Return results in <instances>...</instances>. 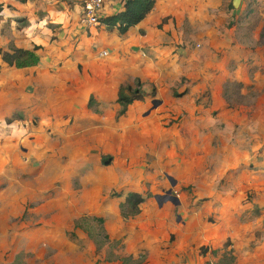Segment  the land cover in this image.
<instances>
[{
    "label": "rangeland",
    "instance_id": "374dc122",
    "mask_svg": "<svg viewBox=\"0 0 264 264\" xmlns=\"http://www.w3.org/2000/svg\"><path fill=\"white\" fill-rule=\"evenodd\" d=\"M1 2L0 49H40L0 56V264H264V0L124 35L81 0Z\"/></svg>",
    "mask_w": 264,
    "mask_h": 264
},
{
    "label": "trees",
    "instance_id": "16d2710c",
    "mask_svg": "<svg viewBox=\"0 0 264 264\" xmlns=\"http://www.w3.org/2000/svg\"><path fill=\"white\" fill-rule=\"evenodd\" d=\"M21 3H25L26 0H17ZM155 0H124L122 4V10L102 18V23L108 29L116 30L119 35L126 34L131 28L141 23L147 15L153 10ZM5 6L0 0V18L4 15ZM40 48H34L31 50H23L15 47H11L9 50L3 51L0 49V56L3 63L10 67L24 68L34 66L39 61V55L36 54ZM131 90L122 88L118 94V104L120 110L116 114V119L123 116L129 105L134 101H141L142 97L138 94L139 91L134 90L133 93L128 96L126 92ZM144 201L143 197L139 193L129 192L125 195L124 208L125 215L134 216L139 213V205Z\"/></svg>",
    "mask_w": 264,
    "mask_h": 264
},
{
    "label": "crops",
    "instance_id": "0c3cea01",
    "mask_svg": "<svg viewBox=\"0 0 264 264\" xmlns=\"http://www.w3.org/2000/svg\"><path fill=\"white\" fill-rule=\"evenodd\" d=\"M189 2L190 0H155L153 10L141 23L131 28L128 32L135 31L141 33V31H145L146 29L152 28V26L159 24L161 19L166 17H170V19H168V24L164 26V29L170 30L172 29L170 27H173V19H175L176 22L179 21V14H184L183 10L184 8H188ZM115 7L117 9L113 10ZM112 10L114 12H112ZM121 10L122 7L119 6H106L103 10L106 14L103 13L102 18L106 17L108 13H111L112 15Z\"/></svg>",
    "mask_w": 264,
    "mask_h": 264
},
{
    "label": "built area",
    "instance_id": "2783aa9c",
    "mask_svg": "<svg viewBox=\"0 0 264 264\" xmlns=\"http://www.w3.org/2000/svg\"><path fill=\"white\" fill-rule=\"evenodd\" d=\"M124 0H81V23L85 28H94L100 23L106 6H122ZM107 56V51L100 53Z\"/></svg>",
    "mask_w": 264,
    "mask_h": 264
},
{
    "label": "water",
    "instance_id": "95a60500",
    "mask_svg": "<svg viewBox=\"0 0 264 264\" xmlns=\"http://www.w3.org/2000/svg\"><path fill=\"white\" fill-rule=\"evenodd\" d=\"M172 185H174V183H172ZM170 193H171V190L167 191V194H168V195H169ZM168 198H169L171 201L178 203V200H177L176 197L171 196V197H168Z\"/></svg>",
    "mask_w": 264,
    "mask_h": 264
}]
</instances>
